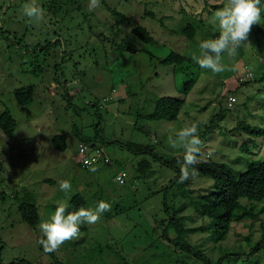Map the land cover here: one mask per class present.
Listing matches in <instances>:
<instances>
[{"label": "rangeland", "instance_id": "374dc122", "mask_svg": "<svg viewBox=\"0 0 264 264\" xmlns=\"http://www.w3.org/2000/svg\"><path fill=\"white\" fill-rule=\"evenodd\" d=\"M76 1L79 7L54 14L52 0H37L45 17L32 22L22 13L27 0H0V113L8 111L15 120L11 138L0 131V264H264V202L241 199L252 217L232 221L221 239H210V231L200 229L206 218L197 203L211 180L190 170L179 182L184 150L168 142L173 129L198 122L199 161L223 162L236 174L246 162L264 159V138L238 129L264 128V23L254 25L263 33L251 30L235 57L223 54L225 71L214 74L192 55H199L200 41L218 35L213 15L225 0H100L91 12L89 0ZM109 8L126 21L115 24ZM186 23L195 27L191 39L179 32ZM134 26H142L151 40L132 38ZM170 51L186 60L158 62ZM188 80L193 83L182 93ZM27 86L33 87L32 99L18 104L13 90ZM160 95L183 98L176 118H139ZM228 96L235 97L230 107ZM88 102L97 108L98 140L106 142L99 146L111 160L96 172L80 167L75 155L79 137L93 136L97 118ZM55 134L66 142L63 151L50 143ZM126 142L175 163L129 152L121 146ZM118 170L126 172L124 184L114 180ZM64 179L71 182L69 193L59 188ZM69 196L70 211L95 207L99 200L112 207L98 223L81 225L78 239L45 252L38 226ZM25 202L35 207L34 226L19 217L17 207ZM169 215L181 218L186 232L180 240L196 254L160 238ZM166 231L175 232L170 224Z\"/></svg>", "mask_w": 264, "mask_h": 264}, {"label": "trees", "instance_id": "16d2710c", "mask_svg": "<svg viewBox=\"0 0 264 264\" xmlns=\"http://www.w3.org/2000/svg\"><path fill=\"white\" fill-rule=\"evenodd\" d=\"M72 4H76V6L79 7V3H77L76 0H52L49 8H51V11L54 12V14L61 9L66 13ZM109 12L114 17L115 24L124 22L127 19L124 15L114 9L109 8ZM194 30L195 27L193 24L186 23L179 29V32L184 35L185 38L191 39L194 35ZM251 30L255 33H263L262 29H257L255 26H252ZM130 36L139 39L142 42H149L151 40V36L142 26L132 27L130 30ZM48 46L49 44L44 47L46 48ZM185 60L186 58L183 55L170 51L163 57L159 58L158 62L165 65H175L181 64ZM192 83V80L184 82L182 85V93H187ZM32 90V86L16 88L13 90V97L18 104H27L32 99ZM183 101L182 97L167 95L157 96L155 97L151 110L146 113L143 112V115L138 117L143 118L144 120H174ZM84 105H89V107L92 108L95 119H97L92 124L93 136L84 134L79 137L78 141L85 142L91 146L103 145L106 142L102 143L98 140L102 137V131L100 122L98 121L99 116L97 115V108L93 106L95 104L92 102L84 103ZM14 126L15 120L9 112H1L0 131L6 138H11ZM132 127L136 126L133 125ZM211 127L212 126L207 128V131H209ZM238 129L249 137L264 138V128L261 126L242 124ZM50 143L57 150L63 151L66 148V142L61 134L53 135L50 138ZM121 146L132 153L149 152L155 159L162 161V163L168 166H173L175 163L174 160L167 161L156 156L152 153V149L139 143L126 142L121 143ZM192 167L195 173L208 177L211 180V185L208 188V191L201 196L200 201L197 203L201 213L206 218L205 224L200 226V229L210 231L208 234L210 239H221L227 233L232 221H237L244 216L252 217L251 207H245L242 204L241 199L261 200L264 202V159H254L246 162L245 168L236 174L233 173L225 163L215 162L210 159L200 161ZM177 174L179 175H177L176 178L180 176V172H177ZM172 181L173 180H170L169 184H171ZM166 189L168 188L166 187ZM162 207L164 214L167 215V209L164 203L162 204ZM17 208L20 219L27 225L34 226L37 223L38 216L35 207L32 204L26 202L21 203ZM168 224L174 228L175 232L173 236L167 234L166 228ZM185 232L186 228L183 227L181 218L169 215L167 224L161 229L159 236L175 249L186 254L194 255L197 251H195L188 243H184L180 240V237H182ZM255 247L258 248V244H256ZM19 261L27 264V262L23 260Z\"/></svg>", "mask_w": 264, "mask_h": 264}, {"label": "clouds", "instance_id": "9594fccd", "mask_svg": "<svg viewBox=\"0 0 264 264\" xmlns=\"http://www.w3.org/2000/svg\"><path fill=\"white\" fill-rule=\"evenodd\" d=\"M100 6V0H89L88 10L94 11ZM22 13L32 22L44 20L45 11L37 0H27L22 6ZM264 4L262 0H225L223 7L218 8L213 21L217 24L218 35L214 38L204 39L199 43V55L193 54L192 59L200 68L219 74L225 71L224 55L235 57L237 49L246 43L252 26L264 23L262 20ZM199 123L192 122L181 128L173 129V134L168 137L171 147H180L184 150L183 164L179 182L189 178L193 165L199 163L202 150V141L199 136ZM3 145H0L2 147ZM212 155V153H209ZM91 172H96V167H90ZM71 182L67 179L59 181V188L64 193L71 190ZM70 196L61 200L55 206L50 216L42 220L39 230L42 238L38 244L43 246L45 252H54L63 244L80 237L81 225H93L101 220L106 211L111 210V203L99 200L95 207L79 208L70 211Z\"/></svg>", "mask_w": 264, "mask_h": 264}, {"label": "built area", "instance_id": "2783aa9c", "mask_svg": "<svg viewBox=\"0 0 264 264\" xmlns=\"http://www.w3.org/2000/svg\"><path fill=\"white\" fill-rule=\"evenodd\" d=\"M235 102L234 96H228L226 105L230 106ZM76 162L82 168L98 167L107 165L111 162L108 154L103 150L101 146H91L85 142L78 141L75 145ZM126 172L118 170L114 174V180L118 184L125 183ZM135 180H132L131 187H133Z\"/></svg>", "mask_w": 264, "mask_h": 264}]
</instances>
